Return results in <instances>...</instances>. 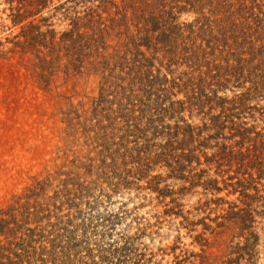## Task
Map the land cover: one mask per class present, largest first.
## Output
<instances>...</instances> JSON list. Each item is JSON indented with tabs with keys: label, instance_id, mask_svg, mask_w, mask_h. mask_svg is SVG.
<instances>
[{
	"label": "rangeland",
	"instance_id": "rangeland-1",
	"mask_svg": "<svg viewBox=\"0 0 264 264\" xmlns=\"http://www.w3.org/2000/svg\"><path fill=\"white\" fill-rule=\"evenodd\" d=\"M9 1L0 0V211L16 208L17 237L31 236L24 264H264V188L251 191L249 200L233 195L222 184L227 177L216 176V164L200 168L210 169L219 194L168 179L162 167L140 178L130 165L121 167L118 139L105 134L106 123L99 125L92 112L96 81L71 67L77 58L67 49L53 62V34L56 43L71 30L65 11L83 8L70 2L55 12L65 0H41L39 14L14 26L16 3ZM225 1L180 0L185 10L176 23L200 26L207 19L218 35ZM258 11L264 29V9ZM78 53L85 68L87 50ZM155 65L167 72L161 56ZM250 106L257 111L244 121L264 130V100ZM155 176L161 193L152 191ZM248 210L253 223L242 230L230 214Z\"/></svg>",
	"mask_w": 264,
	"mask_h": 264
},
{
	"label": "trees",
	"instance_id": "trees-1",
	"mask_svg": "<svg viewBox=\"0 0 264 264\" xmlns=\"http://www.w3.org/2000/svg\"><path fill=\"white\" fill-rule=\"evenodd\" d=\"M9 2L16 3L10 14L14 26L39 14L42 5L41 0ZM70 2L83 11H65L71 30L56 43L53 34V62L67 49L77 58L71 67L96 81L92 112L99 125L106 123L105 134L118 139L113 146L121 167L130 165L138 178L162 167L168 179L219 194L210 169L200 168L216 164V176L227 177L222 184L233 195L249 200L251 191L264 188V130L249 127L243 117L257 111L252 101L264 100L263 12L255 13L264 9V0L225 1L218 8L215 36L207 19L200 26L198 20L176 23L185 10L178 7L180 0H121V6L113 0H65L55 12ZM82 48L87 50L85 68L78 53ZM159 56L167 61L166 73L155 65ZM157 181L159 176L151 179V188L161 193ZM249 212L231 211L242 230L253 223ZM19 218L16 208L0 211V237L6 240L0 241V264L28 261L24 253L28 258L32 240L17 237Z\"/></svg>",
	"mask_w": 264,
	"mask_h": 264
}]
</instances>
